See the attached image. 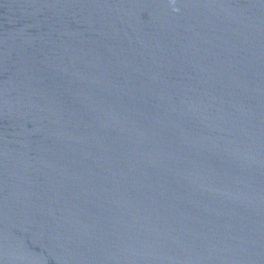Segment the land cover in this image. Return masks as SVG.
I'll return each instance as SVG.
<instances>
[{
    "label": "water",
    "instance_id": "obj_1",
    "mask_svg": "<svg viewBox=\"0 0 264 264\" xmlns=\"http://www.w3.org/2000/svg\"><path fill=\"white\" fill-rule=\"evenodd\" d=\"M0 264H264V0H0Z\"/></svg>",
    "mask_w": 264,
    "mask_h": 264
}]
</instances>
